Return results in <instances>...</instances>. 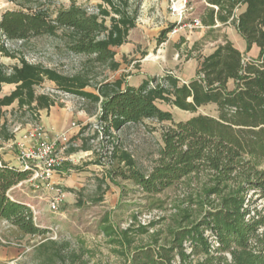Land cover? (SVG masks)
Masks as SVG:
<instances>
[{
	"label": "trees",
	"instance_id": "obj_1",
	"mask_svg": "<svg viewBox=\"0 0 264 264\" xmlns=\"http://www.w3.org/2000/svg\"><path fill=\"white\" fill-rule=\"evenodd\" d=\"M142 1L102 0L96 12H88L72 1L50 14L37 0H25L33 2V8L2 14L0 38L26 41L53 36L73 54L86 55L91 62L115 71L120 63L113 48L128 42ZM204 1L207 5L199 22L208 27L211 39H216L215 32L220 30L214 27L217 22L229 23L245 41L246 50L240 52L223 35L210 54L196 57L195 74L186 82L165 74L130 85L118 77L99 82L92 92L85 90L91 83L82 72L63 75L22 57L9 71L0 65V91L2 84L14 85L10 93L0 97V110L16 103L17 110H28L35 116V123L40 110L56 104L51 96L35 92L45 80L86 101L83 110L96 111L101 132L112 140L115 132L129 124L146 119L169 122L160 133L158 156L147 171L138 168L121 146L115 144L111 150L117 163L112 175L128 180L147 196L182 185L165 230L151 231L146 243L130 249L134 236L148 234L156 221L116 230L104 217L101 232L110 238L108 243L121 248L115 252L124 257L123 264H264V211L250 204L251 194L264 200V0ZM239 8L242 10L236 12ZM173 26L161 31L159 43L166 40ZM252 45L257 46L258 55L247 58ZM0 51L12 56L2 44ZM158 103L191 113L213 104L216 115L196 114L175 121L172 113ZM84 131L85 126H81L77 138ZM97 136L95 132L91 138ZM13 138L14 133L3 120L0 140ZM82 140L83 150H89L87 138ZM29 173L0 156V219L34 236L46 230L34 223L25 203L8 195V190L28 179ZM49 243L56 245L52 240ZM41 244V248H47L46 243ZM66 247L68 243H62L47 258L64 263L68 257L70 264L77 263L80 255L61 253Z\"/></svg>",
	"mask_w": 264,
	"mask_h": 264
},
{
	"label": "rangeland",
	"instance_id": "obj_2",
	"mask_svg": "<svg viewBox=\"0 0 264 264\" xmlns=\"http://www.w3.org/2000/svg\"><path fill=\"white\" fill-rule=\"evenodd\" d=\"M72 1L85 7L88 12H96V5L102 2V0H37V4L46 8L50 14H54L56 10L68 7ZM171 2L172 0L141 2L135 27L129 32L128 42L113 48L115 60L120 63L115 71L91 62L86 55L73 54L64 47L61 40L49 35L32 37L26 41L11 40L2 36L0 44L12 56H5L0 51V65L5 71H9L22 57L30 63H38L63 75L82 72L88 76L91 83L85 90L92 92H95L94 87L99 82L118 77H123L130 85H136L142 79L165 74H172L180 81H187L194 75L196 69V62L190 57L199 53L197 49L189 47L194 42L201 41L204 33L208 31L203 26L195 28L189 26L194 20H199L204 2L186 0L185 9L179 15L173 14L170 10ZM29 6L33 8V2L0 0V18L5 11L22 7L25 9ZM106 23H109L108 19ZM170 25L175 26L167 33L166 40L159 43L161 31ZM215 33L231 38L235 46L239 44L238 34L231 25ZM181 38L185 39V44L181 43ZM215 45L208 42L202 45L201 50L206 53ZM13 89V84H2L0 97ZM35 92L51 96L56 101V106L73 112L83 110L87 103L79 96L57 88L49 80L36 86ZM158 105L169 110L175 121L186 120L196 114L216 115L213 104L201 106L194 113L162 103ZM85 114L83 120H78L80 127L85 126L84 133L78 139H73L74 141L70 139L67 145H57L54 150L58 161V173L54 179L59 181L58 185L64 194L57 211L50 210L49 194L38 182L22 181L8 190L11 199L25 203L29 207L34 223L46 232L34 236L23 234L8 221L0 219V264H70L68 257L64 263L47 258L54 248L65 242L68 243V247L62 249L61 253L65 256L70 252L80 255L75 264H123L124 257L115 252L121 248L117 244L108 243L110 238L101 232L104 217H108L116 230L156 221V224L149 228L148 234L134 236L130 249L148 242L151 231L165 230L169 223L170 215L173 213L172 206L179 200L182 185H173L162 193L147 196L128 180L112 175L117 163L111 156L112 147L117 144L132 155L138 168L143 171L149 170L162 146L160 133L169 122L146 119L138 124H129L115 132V139L112 140L101 132L96 111ZM3 120H6L7 129L14 133L12 140L4 141L6 144L4 148L11 150L16 156L15 141L37 121L28 110H17L16 103L0 110V123ZM95 132L98 136L91 138ZM83 137L87 138L86 145L89 150L82 148ZM1 142L3 141L0 140L2 146ZM68 149L77 150L67 154ZM250 196L251 206L264 211V200L254 194ZM49 240L56 245L52 246ZM43 242L47 244L46 249L41 248Z\"/></svg>",
	"mask_w": 264,
	"mask_h": 264
},
{
	"label": "built area",
	"instance_id": "obj_3",
	"mask_svg": "<svg viewBox=\"0 0 264 264\" xmlns=\"http://www.w3.org/2000/svg\"><path fill=\"white\" fill-rule=\"evenodd\" d=\"M185 3L186 0H172L170 10L173 14L179 15L184 11ZM189 26L202 27L199 20H194ZM71 127H80V124L73 122ZM68 131L52 132L35 123L15 141L16 168L30 172L28 179L24 181H35L46 188L49 194L48 206L51 211H57L64 198L58 185L59 181L54 179L58 173V161L54 150L57 145L68 144L70 140ZM213 246H215L214 243Z\"/></svg>",
	"mask_w": 264,
	"mask_h": 264
},
{
	"label": "crops",
	"instance_id": "obj_4",
	"mask_svg": "<svg viewBox=\"0 0 264 264\" xmlns=\"http://www.w3.org/2000/svg\"><path fill=\"white\" fill-rule=\"evenodd\" d=\"M203 2H204V7H205L207 4H206V2L204 0H203ZM241 10H242V8H239V9H237L236 12H239ZM230 25L231 24H229V23H227L225 25H222V24L217 22L214 27H220L219 31H221L224 27H228ZM231 26L234 27L233 25H231ZM203 28H206L208 30L207 26H203ZM219 31H217V32H219ZM236 32H237V30H236ZM237 34H238V37H239V44L237 46H235L234 44L233 45L240 52H245L246 43L243 40V38L239 35L238 32H237ZM215 36H216V39H214V40L211 39V36L208 34V31H207V32L204 33L201 41L196 42V43L194 42L192 44V46L189 47L190 49L191 48H195V49H197L199 51V53H197V54H193V52H191L193 55L190 57V59H192V60H194L196 62V68H197V64H198V62L196 60V57L198 55H208V54H210L214 50L216 45L221 42L223 35L222 34L218 35V33H217ZM224 36H226V35H224ZM181 39H183V38H181ZM228 39L233 43V40L231 38H228ZM208 42L214 43L216 45L212 48V50H210V51H208L206 53H203L202 50H201L202 45L203 44H207ZM181 43L185 44L186 43L185 39H183V42H181ZM176 46H177V44H176ZM258 51L259 50H258L257 46L256 45H252L250 50L246 52L247 58H256L257 55H258ZM194 74H195V72H194ZM191 78H189V79H191ZM181 82H186V81H181ZM138 84H136V85H138ZM85 116H86V114H85V112L83 110H79V111L73 112L70 109L60 108V107L56 106V104H55L53 106H50L49 109H42V110L39 111L38 124L41 125L42 127H44L45 129H47L49 131H52V132H59V131L69 130L68 131V135H69L70 139H72V140L74 139L75 140V139H78L77 135H78L80 127H71V124L73 122L74 123H79L78 120H83V118H85ZM1 144H2V146L0 145V156H1V159L6 161L9 165L17 167V162H16V159H15L16 157H15L14 153L11 150H6L4 148L5 145H6L4 141L1 142ZM3 150H5V151H3Z\"/></svg>",
	"mask_w": 264,
	"mask_h": 264
}]
</instances>
